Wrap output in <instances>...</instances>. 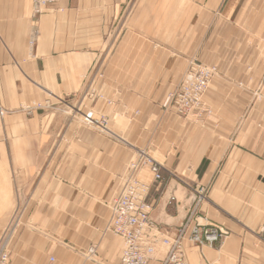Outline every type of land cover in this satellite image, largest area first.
<instances>
[{
    "label": "crops",
    "instance_id": "obj_1",
    "mask_svg": "<svg viewBox=\"0 0 264 264\" xmlns=\"http://www.w3.org/2000/svg\"><path fill=\"white\" fill-rule=\"evenodd\" d=\"M32 5L0 0L7 264H117L109 203L136 147L161 173H137L157 240L148 264L189 213L203 240L188 228L189 264H264V0H58L37 17ZM194 58L217 68L199 122L164 110Z\"/></svg>",
    "mask_w": 264,
    "mask_h": 264
},
{
    "label": "built area",
    "instance_id": "obj_2",
    "mask_svg": "<svg viewBox=\"0 0 264 264\" xmlns=\"http://www.w3.org/2000/svg\"><path fill=\"white\" fill-rule=\"evenodd\" d=\"M56 1L58 0H33V16L41 15ZM216 73L217 68L214 65L190 62L180 83L168 95V109L180 117H192L195 121H201L203 116L209 113L203 98ZM35 106L40 107L41 105L36 104ZM23 110L28 114L31 112L29 107ZM3 113L4 111L0 109V114ZM84 123L94 126L97 120L86 116ZM101 125L104 127V123ZM142 167H148L151 170L154 181L161 179L159 165L145 150L136 149L133 159L129 161L126 168L123 182L109 203L108 229L122 242L117 264H148L157 243L156 238L152 241L147 240L153 229L150 216L152 205L147 201L149 185L137 178V173ZM197 195V201H201L204 198L203 190L200 189ZM193 219L192 213H189L175 237L171 239L164 237L160 240L167 246V251L160 264H189L184 257L182 240ZM190 230L189 239L194 243L202 244L198 225L194 223ZM218 235L215 230L205 231L204 239L210 242L215 241ZM92 251L93 248L90 247L88 252L92 253ZM7 260L8 253L1 247L0 264H7Z\"/></svg>",
    "mask_w": 264,
    "mask_h": 264
},
{
    "label": "rangeland",
    "instance_id": "obj_3",
    "mask_svg": "<svg viewBox=\"0 0 264 264\" xmlns=\"http://www.w3.org/2000/svg\"><path fill=\"white\" fill-rule=\"evenodd\" d=\"M192 61H196V62H198V63H202L201 61H199V60H197V59H192L190 62H192ZM190 62H189V64H190ZM189 64H188V66H189ZM204 64V63H203ZM205 65H207V64H205ZM188 69V68H187ZM186 72V71H185ZM184 75V74H183ZM183 77V76H182ZM177 87V86H176ZM176 87H174V88H172V89H170L168 92H167V95H166V97H167V100H166V103H165V106H164V110L165 111H168V112H170V113H172V114H174V115H176L175 113H173V112H171L169 109H168V95H169V93L170 92H172ZM178 116V115H177ZM180 117V116H179ZM181 118H183V117H181ZM183 119H185V118H183ZM84 120V119H83ZM199 122V121H198ZM136 149H143V148H134V154H135V150ZM143 150H145V149H143ZM146 151V150H145ZM147 152V151H146ZM148 153V152H147ZM133 159V158H132Z\"/></svg>",
    "mask_w": 264,
    "mask_h": 264
}]
</instances>
